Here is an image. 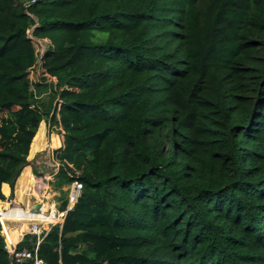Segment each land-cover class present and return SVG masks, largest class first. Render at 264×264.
Instances as JSON below:
<instances>
[{"label": "trees", "instance_id": "16d2710c", "mask_svg": "<svg viewBox=\"0 0 264 264\" xmlns=\"http://www.w3.org/2000/svg\"><path fill=\"white\" fill-rule=\"evenodd\" d=\"M25 2L0 0V200L45 119L83 184L47 264H264V0Z\"/></svg>", "mask_w": 264, "mask_h": 264}, {"label": "built area", "instance_id": "2783aa9c", "mask_svg": "<svg viewBox=\"0 0 264 264\" xmlns=\"http://www.w3.org/2000/svg\"><path fill=\"white\" fill-rule=\"evenodd\" d=\"M40 1L41 0H26L24 3L26 13L36 23L37 19L30 14L28 10ZM29 37L40 43L42 57L48 48L47 42L34 38L32 36V31L29 33ZM59 169L60 164H54L52 166V174L37 177L32 188L26 190L25 196L27 197V201L32 203L38 200L35 207L33 206L35 202L31 204L32 206L30 205L28 207L19 205L16 196L9 197L5 202V206L0 202L1 234L5 239L6 250L13 264H47L46 260L39 255L41 243L45 240L53 227L63 225L68 212L74 208L82 195L83 184L79 181H74L66 186L67 189H61L67 196V205L64 209L58 208V203L54 200L53 191L57 188L55 183ZM51 183L55 186H52ZM17 223L26 224V229L24 231H17L21 239L18 242L15 241L12 233V225H16ZM26 236L35 238L33 249L28 247L19 249V245L23 243Z\"/></svg>", "mask_w": 264, "mask_h": 264}, {"label": "crops", "instance_id": "0c3cea01", "mask_svg": "<svg viewBox=\"0 0 264 264\" xmlns=\"http://www.w3.org/2000/svg\"><path fill=\"white\" fill-rule=\"evenodd\" d=\"M42 124L44 125V142H43L44 147L41 150H38L36 153H34V155H31V149H32V145H31L29 156L27 158L28 165L23 169L21 175L16 180L14 190L9 184L7 183L3 184L2 192L5 198L1 200L0 202L4 206H5V202L9 199V197L16 196L19 205L28 207L33 202H35L33 203L34 204L33 206L35 207L36 204L38 203V200H35L32 203L27 201V197L25 196L26 190L32 188L37 177H42L43 175L52 174V166L58 163L54 158V152L58 150L59 148H61L62 146L61 138L57 132H54L53 130L51 131L50 123L48 119H45L41 123L40 128ZM51 185L55 186L53 183H51ZM63 188L67 189L66 186H64ZM19 192L22 193L23 198L19 197L20 196L18 194ZM53 195L55 197L54 200L58 203V206H59L58 208L64 209L65 200L67 199V196L64 193V191L56 188V190L53 191ZM25 229H26L25 223H21V224L17 223L16 225H12V233H13V236L16 242L21 240L18 236L17 231H20V230L24 231Z\"/></svg>", "mask_w": 264, "mask_h": 264}, {"label": "rangeland", "instance_id": "374dc122", "mask_svg": "<svg viewBox=\"0 0 264 264\" xmlns=\"http://www.w3.org/2000/svg\"><path fill=\"white\" fill-rule=\"evenodd\" d=\"M45 98H47V96H45ZM46 100H47V99H46ZM18 194L20 195L19 197L23 198V195H22L21 192H19ZM21 198H20V199H21ZM21 200H22V199H21Z\"/></svg>", "mask_w": 264, "mask_h": 264}, {"label": "water", "instance_id": "95a60500", "mask_svg": "<svg viewBox=\"0 0 264 264\" xmlns=\"http://www.w3.org/2000/svg\"><path fill=\"white\" fill-rule=\"evenodd\" d=\"M37 208H38V206H37Z\"/></svg>", "mask_w": 264, "mask_h": 264}]
</instances>
